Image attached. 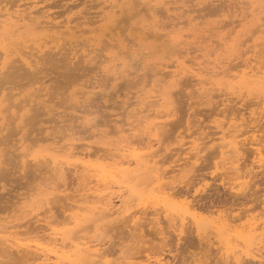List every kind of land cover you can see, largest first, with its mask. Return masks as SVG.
<instances>
[{"label":"rangeland","instance_id":"1","mask_svg":"<svg viewBox=\"0 0 264 264\" xmlns=\"http://www.w3.org/2000/svg\"><path fill=\"white\" fill-rule=\"evenodd\" d=\"M4 1L6 2V0ZM110 1L21 0L18 2V4L24 5L23 8L28 5L32 7L36 5L35 8L31 9L34 13L39 10L40 13H43L45 10V15L49 14L51 17L58 15L56 20H59V22L70 18L72 20L70 23L71 26H76V23L89 20L91 17L93 21L76 28L78 36L73 37L71 40L69 38L66 39V36L62 37L61 43L63 45L61 44V46L58 45L59 43L49 42V50L48 48H44V50H48L51 53L46 51L44 54H48V59H52L53 57V61L51 60V63H48V65H45L47 62L43 63L46 68L43 67V64L38 63L41 60L45 62L43 60L44 54H41L43 52L38 53L36 49L33 48L32 50L31 47V49L28 47V50H21L22 53L25 50L27 52L30 51V53H35L30 58L34 59L32 62L34 63L32 70L35 71V68L37 69L41 66L45 69V72L47 71L46 73L49 72V75L47 74L43 80L40 78L43 75L39 74L40 83L35 82L30 84L27 78L23 79V77H18L14 79L12 77V73L16 68V71H18L17 65L21 66L22 64L21 61H16L17 65L15 64L16 66L11 67L17 56L19 57L20 51H18L17 55H14V58L12 56L10 62L5 64L7 68L10 67V70L6 67L0 70V78L1 76L6 78V74V79L8 80L10 78L8 82L4 81L5 79L3 78L0 79L4 81V86L1 84L4 87V93L0 94V100L8 94L14 96L9 99L8 95L6 98L12 103L9 101L6 102L7 100H5L4 105H7L9 108L13 104V101L17 105V102H24L23 100L28 99L34 100L32 104H37L36 107L38 105H40L39 107L42 106L40 110L42 111L40 112L41 116H39L35 123L33 122L35 125L33 123V125H30L28 121H21L19 116L24 111H19L18 109L20 108L16 109V106L7 108L8 111L6 110L7 112H4L5 114L3 113L5 117H0V150H2L0 152L2 153L0 154V157L2 155L0 158V222H2V225L7 224L6 226L9 223L10 226L15 223L23 225V227L21 226L22 228L20 227L22 232L19 230V227L15 228L20 233H17V235L19 234V238H24L31 234L32 232H28V229L32 230L36 225L43 224L44 220H41L42 222L37 221V217L41 216H48V219H55L53 225L55 224L54 226L57 229H61L62 227H57L59 225L62 226V223H60L61 220L66 217L65 215L73 212V207L70 209L68 205H75L77 203L75 201L76 199L68 198V196L73 197L77 195L80 198L78 194L80 195L84 192L78 191L79 188H82L78 183L81 180V175L79 176L80 172L76 173L77 168H75L74 164H70L67 165L65 178L59 176L61 174H56V177L55 171L51 169L50 165H47L49 163L34 161L39 159L33 158V160L32 154L42 155L49 153L50 151L46 147H51L52 143L60 138L58 141L59 144H56V146H62V148L65 146L64 148L66 149L63 148L64 150L61 153L59 152L61 154H59V157L64 160L67 156L63 152L66 153L69 147H75L76 145L77 147L75 148H78L77 150H79L80 146V149L82 147V150L84 149L86 151L87 149L94 153V155L92 154L93 157L86 158V160H90L93 163H105L106 161L109 162L110 159L113 161L108 155L107 150H105L106 146L104 143L107 139L117 141L123 135L122 133H118L119 128H122V126L124 128L126 125L129 126L130 121H134L133 124L140 125L142 123V116H146L147 119L143 118L145 121L141 125L144 129L142 127V131H140L141 127L139 126L140 130L136 129L134 132L138 135L130 136V139L137 140L135 143L140 145L139 147L136 146L138 147V152H141L143 149L140 150L139 148L143 147L142 144L150 141V138L154 137L152 139L156 143L154 148L156 147L155 149L158 152L157 159L159 158L158 160H161L158 164V166H161L160 172H169H167L168 174L166 173V176L169 177H164L166 184H163L164 182L162 184L164 187L166 186V190L168 191L166 194L170 195V198L168 199L166 197L163 189L161 190L163 194H159V200L153 198L156 190H154V187H150L155 186L156 189V184L153 185L156 183L155 181L151 185L147 184L150 181L146 182L149 185L148 188L143 185V183L145 184L144 181L138 182V184H142L141 187L144 186V189L146 187L147 193L148 189L150 190L149 195L142 194V190L140 189V192L137 189L136 191L135 188L137 185L132 182H130L131 185H129L130 183H124V186L123 183V185L118 183L115 185L116 187L114 186L116 191L119 190L118 192H122L121 194H126L125 196L123 195V198L126 200V206L124 205L123 209L130 206L128 208L129 211L132 213L135 211L136 214L138 213L137 215L140 214L142 216L140 217L139 215V217L134 216L132 218V213H129L128 209H126L127 213H129L130 220H128V214L126 213L127 216L124 215V218L121 216L123 218L121 221L118 218L120 223L116 220L115 224L112 223L110 225L112 227L111 229L108 226L110 230L106 232V234L109 233L105 235L108 237H106V240L108 242L110 238L112 240L109 243L106 242L103 248L111 254H108L110 260L112 258L116 259L119 264H156L158 260L159 264H169V262L171 264H264V94H261L260 91L258 93L256 89H242V91H246L242 92L237 84L243 74L248 71L246 66L243 65L245 59L248 58L251 64L255 65L256 63L257 66L260 65L258 64L260 61L257 63V59L261 58L262 61L264 60V0H253V3L251 0H149L150 3L148 6H145V10L138 13H132V11L131 13L127 12L129 14H124L123 11H120L119 7L115 8L117 10V18L122 19L123 17L124 20H119L121 22L117 23V26L121 25L113 30L114 32L101 34L98 28L104 21L100 19H102L105 13L111 10L112 1ZM123 1L119 0L117 5L121 6ZM8 5L10 6L11 3ZM67 5L70 6V10L64 13L63 11H66L65 6ZM12 8H10V11H13L15 7ZM62 12L63 15L59 17V14ZM83 16L86 18H83ZM125 16L127 18H124ZM261 16H263L262 20H259ZM96 20L97 22L94 23ZM98 20L100 21L98 22ZM88 27L90 31L87 29ZM118 28L124 31L118 30ZM148 35L150 36L148 37ZM225 36L227 37L225 38ZM227 39L228 41H226ZM180 40H184V42L179 43ZM185 42L188 43L185 44ZM30 45L32 47L34 46L32 43ZM201 46H204L203 49ZM2 53L0 51L1 67L4 66L5 61V56ZM240 55L244 58H241ZM47 57L45 56L46 60ZM218 58L224 62L221 61L222 63H219ZM210 60L214 64L217 62L219 66H223L222 68H217L221 74L213 75V84L208 80L205 81L208 83L205 85V82L203 84V82L197 80L192 72L186 71L187 69H193L196 72L200 71V68L211 67L214 64H211L209 62ZM35 61L38 64L35 65ZM181 61L183 63L185 62V64L183 65ZM205 61L210 64L207 62L204 63ZM78 62L81 63L79 64ZM56 65L61 69L57 68ZM24 67L26 68V66ZM24 67L22 68L23 72H20L24 73L26 71ZM174 70L177 74L174 73ZM9 71L11 75H8ZM157 71L160 72L156 74ZM62 72L65 74H62ZM206 73L207 71L204 72L205 77L214 74L212 72L210 75H206ZM233 74V77L236 76V78L231 77ZM17 82L18 85H15ZM175 82H177L176 85ZM225 83L229 85H224ZM236 84L237 86H235ZM231 91L233 94H230ZM166 101L171 102L167 103ZM13 110L15 112L19 111V114L10 115ZM157 110L163 111L156 113ZM164 111H167V114ZM168 111L171 114H168ZM140 112L142 116L138 114ZM6 113H8L7 117ZM147 114H149L148 116L150 118ZM158 114L159 116L161 114V116L159 117ZM162 115L165 116L163 117ZM134 116L136 119L138 116L139 121L138 119L133 120ZM28 118L26 116L24 120H28ZM156 121H159V128L161 124L166 125V127L164 125L161 126L159 133L154 128V131L152 130L151 125ZM23 124L26 125L24 126ZM218 125L220 126L218 127ZM145 126L146 128L151 127L147 128L149 131L145 130ZM13 127L14 129H12ZM125 128L127 129V127ZM150 129L153 135H151ZM51 130L53 131L51 132ZM228 130H232L233 133ZM27 131L28 134L26 133ZM226 131L227 133H225ZM109 132L111 133L109 134ZM154 132L159 136L154 135ZM107 134V137L104 136ZM28 135L30 136L28 137ZM37 135L39 137L43 135L42 139L48 138L49 136V140L46 139L45 141L43 139V141ZM70 137L73 138L71 141ZM158 137L159 139L161 138L159 143L155 140ZM36 139L40 141L38 142ZM138 141L139 144L137 143ZM72 142H74V145H71ZM236 142L238 145L235 144ZM25 145H27L26 147H30L28 150L30 156L28 155L26 158H24L25 150L23 149ZM198 146L200 149H197ZM235 146L240 147L241 150L239 149V152H235ZM230 147L232 149L226 151ZM40 149L43 150L40 151ZM181 150H184L183 152L185 153L180 154L179 152ZM197 150H200L199 153H197ZM195 151L197 155H195ZM191 154L192 157H190ZM99 155L100 157H98ZM229 155L231 158L228 157ZM117 156L116 158L118 159ZM121 158L123 157L120 156ZM25 160H27L26 163ZM71 162L78 163V160L72 159ZM48 166L51 171L48 170ZM70 166H74L75 169ZM68 167L70 168L68 169ZM151 177L153 179V175ZM151 177L148 178L151 179ZM64 181L65 183H63ZM39 184L41 188H49L50 185L59 186L55 194L60 195H57L58 197L54 195L56 198H52L54 200L52 201V206L46 204L42 205L41 208L34 203L36 202L34 201L36 200L35 197L39 195L37 191H41ZM128 185H135L136 187L134 188L133 186L128 189ZM169 187L174 189H170ZM115 188L113 189L115 190ZM168 189L171 191L169 192ZM42 190L45 189L43 188ZM133 191L135 195H132L133 198H130L129 196ZM118 192L116 193L118 194ZM138 195L140 201L137 199ZM29 196H32V200ZM128 197L130 200H128ZM164 197L166 198L164 199ZM117 198L118 196L116 197V203L120 204L121 202L118 200L120 198ZM78 203H82V201ZM28 204L31 210L26 207ZM33 205L34 208L36 206L39 208L38 210L36 209V213L34 212ZM141 210L142 212L146 211L145 213L147 214L142 213ZM38 212L41 216L36 215V218H34V214ZM153 218H155V222ZM5 219L7 220L5 221ZM11 220L13 223L9 222ZM24 222L26 223L24 224ZM132 222L133 224L135 222V225L137 222L139 228L133 225ZM202 223H206L207 225H202ZM113 224L115 227H113ZM92 228L90 229L91 232L92 230L95 232V228ZM136 228L138 232L139 230L140 232L143 231V235L145 236L143 237L142 233H137L135 231ZM84 229L83 231H85ZM225 229L226 232L224 233L223 231ZM105 230H108V228ZM35 231H33L32 236ZM206 231H209V233L207 234ZM218 231H222L224 234ZM91 232L89 233L91 234ZM43 233L41 232V234ZM86 233L85 235H87ZM111 234L113 235L111 236ZM203 234H206L205 238ZM35 235L36 232L34 237ZM137 235L141 236L139 237ZM81 236H84L83 233ZM29 237L31 235L28 236V241L34 238ZM1 247L0 264H2L1 261L3 258L6 261L3 262L4 264H32L35 261L33 258H29L28 261V257H31V254L25 256L23 255L25 252H22V254L18 252L20 258L18 255L16 256L17 253L15 254L17 258L14 257L10 254L11 251L7 252V249L1 253L3 251ZM8 250L11 249L9 248ZM112 251L114 252L110 253ZM73 257L71 256V259L74 261L75 257ZM6 258L9 260H6ZM71 259H68L70 261L68 263L76 264L77 261L73 262ZM116 260H113L114 264ZM128 260L129 262L126 263Z\"/></svg>","mask_w":264,"mask_h":264},{"label":"bare ground","instance_id":"2","mask_svg":"<svg viewBox=\"0 0 264 264\" xmlns=\"http://www.w3.org/2000/svg\"><path fill=\"white\" fill-rule=\"evenodd\" d=\"M19 1H21V0H6V2L4 1V0H0V51H1V53L2 54H4V56H5V61H4V66L3 67H1L0 66V70L1 69H3L4 67H6L5 66V64H7L8 62H10L11 61V58H12V56H13V58H14V55H17L18 54V51H20V55H19V57L17 56V58H16V60H15V62H13V66H11V67H14V65L16 64V61H21L22 62V64H21V66L20 65H17L18 66V71H16V69L14 70V72L12 73V77L15 79V78H18V77H23V79H26L27 78V80H29V83L30 84H32V83H35V82H39L40 83V79H39V74H41V75H43L42 77H40V78H42L41 80H43V78H46V76H47V74L49 73H46L45 72V69L43 68V67H45V65H48V63H51V60L53 59V57L52 56H54V55H52L51 57H52V59H48V54H44L46 51H48L49 50V48H48V43L49 42H53V43H55V44H58V45H60L61 46V39H62V37H64V36H66V39H68L69 38V40H71L73 37H76V36H78V31L76 30V28H78V27H80L81 25H87V24H89V22L90 21H93L92 19V17H91V19H89V20H86V21H81V22H79V23H76V26H71L70 25V23L72 22V20L70 19V18H67V19H64L63 21H60L59 22V20H56L57 19V16H50L49 14H44V12H45V10L43 11V13H40V10L39 11H36L35 13L33 12V11H31V9H33V8H35L36 7V5L35 6H26V7H24L23 8V6L24 5H22V4H18V2ZM105 1H107V0H105ZM108 1H110V0H108ZM112 1V3H111V10L110 11H108L107 13H105L103 16H102V19H100V20H102V21H104V23H102L101 25H100V27L98 28L99 29V32L101 33V34H107V33H109V32H112L113 30H115L117 27H119V26H117V23H119V22H121V21H119V20H122L123 19V17H122V19H118L117 17H118V15H117V10L115 9V8H117V7H119V9H120V11H123L124 12V14L125 13H127V12H132V13H138V12H141L142 10H145V6H148L149 5V3H150V1L149 0H124L123 1V4L121 5V6H119V5H117V2L119 1V0H111ZM110 1V2H111ZM244 1V0H243ZM103 2V1H102ZM109 2V3H110ZM251 2L253 3L254 1L253 0H251ZM256 2V1H255ZM2 3H4L3 5H2ZM9 3H11V5L9 6L8 4ZM249 4V3H248ZM31 5V4H30ZM143 6V7H142ZM12 7H15L14 8V10L13 11H10V8H12ZM66 8V11L64 10L63 12L65 13V12H67V10H70V6H65ZM98 7V6H97ZM104 7H106V6H104ZM148 8V7H147ZM146 8V10H148ZM149 8H151V7H149ZM13 9V8H12ZM107 9V8H106ZM245 10V9H244ZM42 12V11H41ZM63 12L61 13V14H59V17L60 16H62L63 15ZM46 13V12H45ZM41 14H44V15H41ZM127 14H129V13H127ZM126 14V15H127ZM134 15V14H133ZM86 16V15H85ZM127 16H129V15H127ZM87 17V16H86ZM86 17H84L83 16V18H86ZM90 17V16H89ZM95 17V16H94ZM262 17L263 16H261L260 18L261 19H259V20H262ZM124 18H127L126 16L124 17ZM129 18V17H128ZM118 19V20H117ZM100 20H98V22L100 21ZM124 20V19H123ZM122 20V21H123ZM258 20V21H259ZM74 21V20H73ZM95 22H97V20L96 21H94V23ZM174 23V22H173ZM179 23V22H178ZM262 23V22H261ZM125 24V23H124ZM123 24V25H124ZM152 25V24H151ZM150 25V26H151ZM153 26V25H152ZM137 28V27H136ZM152 28V27H151ZM87 29H89V27L87 28ZM120 28H118V30H119ZM140 29V28H139ZM120 30H122V29H120ZM126 30V29H125ZM142 30V29H141ZM214 30H216V29H214ZM252 30H253V28H252ZM255 30V29H254ZM87 31V30H86ZM89 31H90V29H89ZM95 31V30H94ZM122 31H124V30H122ZM122 31H120L121 33H123ZM114 32V31H113ZM218 32H219V29H218ZM249 32H251V31H249ZM255 32V31H254ZM119 33V32H118ZM166 33V32H165ZM203 34V33H202ZM218 34V33H217ZM245 34V33H244ZM167 35V34H166ZM214 35V34H213ZM231 35V34H230ZM145 36V35H144ZM150 35H148V37H149ZM163 36V35H162ZM192 36V35H191ZM156 37V36H155ZM160 37V36H159ZM227 36H225V38H226ZM205 39V38H204ZM125 40H126V38H125ZM178 40V39H177ZM176 40V41H177ZM230 40V39H229ZM226 41H228V39L226 40ZM246 41V40H245ZM249 41V40H248ZM183 43L184 42V40H180L179 41V43ZM193 42V41H192ZM199 42V41H198ZM243 42V41H242ZM32 43L34 46L32 47V45H30V44ZM82 43V42H81ZM107 43V42H106ZM129 43V42H128ZM186 43H188V42H185V44ZM194 43V42H193ZM196 43V42H195ZM201 43V42H200ZM65 44V43H64ZM108 44H110V43H108ZM178 44V43H177ZM190 44V43H189ZM242 44V43H241ZM63 45V44H62ZM75 45V44H74ZM209 45V44H208ZM238 45H240L239 43H238ZM243 46V45H242ZM32 48V50H33V48L34 49H36L37 51H38V53H40V52H43V53H41L42 55L44 54V56H43V60L45 61V62H43L42 60H41V62H38V63H41V64H43V63H46L45 65L43 64V67H41L40 65V67L39 68H35V71L34 70H32L33 68L32 67H34V63H32L33 61H34V59H30L31 57H33L34 56V52H31L30 53V51H24L23 53L21 52V50H24V49H27V48ZM65 47V46H64ZM184 47V46H183ZM193 48H194V46H192ZM202 47V46H201ZM204 47V46H203ZM203 47H202V49H203ZM30 48V49H31ZM44 48H48V50H44ZM53 48V47H52ZM62 48V47H61ZM80 48V47H79ZM191 48V47H190ZM238 48V47H237ZM70 49V48H69ZM94 49V48H93ZM195 49V48H194ZM197 49H198V46H197ZM201 49V50H202ZM234 49V48H233ZM28 50V49H27ZM62 50V49H61ZM60 50V51H61ZM65 50V49H64ZM76 50V49H75ZM97 50V49H96ZM211 50V49H210ZM213 50V49H212ZM235 50V49H234ZM68 51V50H67ZM240 51V50H239ZM238 51V52H239ZM49 52V51H48ZM100 52V51H99ZM186 52V51H185ZM259 52V51H258ZM34 53V54H33ZM37 53V52H36ZM49 53H51V52H49ZM58 53V52H57ZM56 53V54H57ZM91 53V52H90ZM208 53V52H207ZM246 53V52H245ZM261 53V52H260ZM1 54V55H2ZM24 54V55H23ZM214 54V53H213ZM234 54V53H233ZM65 55V54H64ZM232 55V54H231ZM230 55V56H231ZM37 56H39V55H37ZM45 56L47 57V60H46V58H45ZM61 56V55H60ZM67 56V55H66ZM72 56V55H71ZM85 56V55H84ZM229 56V55H228ZM241 56V58H244L242 55H240ZM255 56H258V55H255ZM261 56V55H260ZM50 57V56H49ZM58 57V56H57ZM259 57V56H258ZM41 58V57H40ZM64 58V57H63ZM221 58V57H220ZM220 58H218V60L220 59ZM226 58V57H225ZM57 59V58H56ZM60 59V58H59ZM65 59V58H64ZM40 60V59H39ZM66 60H67V57H66ZM209 60V59H208ZM256 60V59H255ZM258 61H257V63L260 61V63H258V64H260V65H256V63H255V65L254 64H251V61L247 58V59H245L244 60V64L243 65H245L246 66V68L248 69V71H246L244 74H243V76L241 77V79L237 82V84H238V86H239V88H241V91H242V89H247V90H253V89H256L257 91H258V93H260L261 92V94H264V60L262 61L261 60V58L260 59H257ZM14 61V60H13ZM53 61V60H52ZM221 61H223V60H221ZM220 60H219V63H222ZM242 61H243V59H242ZM72 62V61H71ZM182 62V61H181ZM207 61H205L204 63H206ZM211 64H214V63H212V61L210 60L209 61ZM209 62H207V63H209ZM224 62V61H223ZM37 63V61H35V65L36 64H38ZM54 63V62H53ZM59 63V62H58ZM69 63V62H68ZM79 64L81 63V62H78ZM88 63V62H87ZM183 63V62H182ZM198 63V62H197ZM196 63V64H197ZM209 63V64H210ZM57 64V63H56ZM185 64V62L183 63V65ZM194 64H195V62H194ZM15 65V66H16ZM54 65H55V63H54ZM62 65V64H61ZM149 65V64H148ZM200 65V64H199ZM227 65V64H226ZM8 66H9V64H8ZM24 66H26V68L24 67ZM57 66V65H56ZM55 66V67H56ZM76 66H78V65H76ZM239 66V65H238ZM242 66V65H241ZM25 68V72L24 73H22L23 71H22V68ZM35 67H37V66H35ZM67 67V66H66ZM82 67V66H81ZM222 68L223 66H219L218 65V63L216 62L213 66H211V67H209V66H207L206 68H200L201 70L200 71H196L195 72V70H193V69H187L186 71H190V72H192L193 73V76L194 77H196V79L197 80H199V81H201V82H203V84H204V82L205 81H210V82H212V84H213V75H218V74H221L218 70H217V68ZM7 68V67H6ZM5 68V69H6ZM9 68V70H10V67H8ZM7 68V69H8ZM46 68V67H45ZM57 68H60V67H58L57 66ZM56 68V69H57ZM83 68V67H82ZM61 69V68H60ZM72 69V68H71ZM130 69V68H129ZM196 69V68H195ZM198 69V68H197ZM225 69V68H224ZM59 70V69H58ZM211 70V71H210ZM4 71V70H3ZM2 71V72H3ZM16 71V72H15ZM20 71H22V72H20ZM48 71H49V69H48ZM130 71V70H129ZM205 71H207V73H206V75H210L212 72L214 73V74H212V75H210L209 77H205V75H204V72ZM222 71H223V69H222ZM221 71V72H222ZM51 72H54V71H51ZM59 72V71H58ZM68 72V71H67ZM70 72V71H69ZM123 72V71H122ZM160 72V71H159ZM158 71L156 72V74H158L159 73ZM179 72V71H178ZM181 72V71H180ZM223 72H225L226 73V71L224 70ZM0 73H1V71H0ZM4 73V72H3ZM55 73V72H54ZM57 73V72H56ZM60 73V72H59ZM129 73V72H128ZM135 73V72H134ZM162 73V72H161ZM169 73V72H168ZM174 73H176V71L174 70ZM173 73V74H174ZM182 73H183V71H182ZM228 73V72H227ZM11 75V73H10V71H9V73H8V75ZM51 74V73H50ZM62 74H65V73H63L62 72ZM69 74V73H68ZM122 74V73H121ZM132 74V73H131ZM156 74H154V75H156ZM171 74V73H170ZM177 74V73H176ZM186 74V73H185ZM49 75V74H48ZM175 75V74H174ZM173 75V76H174ZM17 76V77H16ZM51 76V75H50ZM58 76V75H57ZM68 76V75H67ZM119 76V75H118ZM178 76H179V73H178ZM182 76V75H181ZM224 76H226V75H224ZM234 76V74L231 76L232 78H236V76L235 77H233ZM5 77V76H4ZM9 77V76H8ZM11 77V76H10ZM183 77V76H182ZM190 77V76H189ZM1 78H3L2 76H1ZM0 78V79H1ZM6 78H7V74H6ZM6 78H3V79H5L4 81H6V82H8V80L10 79H6ZM116 78V77H115ZM192 78V77H191ZM2 79V80H3ZM51 79V78H50ZM117 79V78H116ZM2 80H0V94L1 93H4V81H2ZM11 80H12V78H11ZM11 80H10V83H11ZM59 80V79H58ZM161 80V79H160ZM178 80H179V78H178ZM235 80V79H234ZM16 81V80H15ZM30 81H32V82H30ZM190 81V80H189ZM198 81V82H199ZM14 82V81H13ZM44 82V81H43ZM180 82V81H179ZM209 82V83H210ZM220 82H221V80H220ZM26 83V82H25ZM172 83H174V82H172ZM176 83L177 82H175V85H176ZM3 86H2V85ZM6 84V83H5ZM157 84V83H156ZM180 84V83H179ZM206 84H208L207 82H205V85ZM216 84V83H215ZM237 84L235 85V86H237ZM15 85H18V82H17V84H15ZM25 85V84H24ZM27 85H28V83H27ZM162 85V84H161ZM202 85V84H201ZM224 85H229V84H224ZM165 86V85H164ZM142 87V86H141ZM8 88V87H7ZM145 88V87H144ZM211 88V87H210ZM223 88V87H222ZM233 88H234V86H233ZM175 89H176V87H175ZM216 89H218V87H216ZM216 89H215V91H216ZM236 89H237V87H236ZM141 90V89H140ZM156 90V89H155ZM205 90V89H204ZM223 90V89H222ZM138 91V90H137ZM172 91V90H171ZM241 91H240V93H241ZM245 91V90H244ZM244 91H242V92H244ZM260 91V92H259ZM204 92V91H203ZM227 92V91H226ZM237 92V91H236ZM246 92V91H245ZM248 92V91H247ZM10 93V92H9ZM30 93V92H29ZM83 93H85V92H83ZM156 93H158V92H156ZM166 93H168V91H166ZM207 93V92H206ZM251 93H252V91H251ZM7 94H8V92H7ZM6 94V95H7ZM11 94V93H10ZM160 94V93H159ZM174 94V93H173ZM228 94V93H227ZM230 94H233V92L231 91V93ZM257 94V93H256ZM256 94H254V95H256ZM9 95V94H8ZM7 95V96H8ZM14 95H15V93H14ZM157 95V94H156ZM172 95V94H171ZM206 95V94H205ZM209 95V94H208ZM7 96H4V98L2 99V100H0V117L1 118H4L5 117V113L4 112H7L8 110H7V108H8V106L7 105H4L5 104V100H7L8 98L10 99V98H12V97H14V96H8V98H6ZM158 96H161V95H158ZM163 96V95H162ZM167 96V95H166ZM200 96H201V94H200ZM204 96V95H203ZM24 97V96H23ZM37 97V96H36ZM167 97H169V96H167ZM67 98V97H66ZM129 98V97H128ZM157 98V97H156ZM251 98V97H250ZM253 98H254V96H253ZM258 98V97H257ZM168 99V98H167ZM230 99V98H229ZM228 99V100H229ZM234 99V98H233ZM261 99H263V97H261ZM224 100H226V99H224ZM9 100H7L6 102H8ZM24 102H19L20 103V105H18L19 103L17 102V105H16V102L15 101H13V104H11L10 105V107L9 108H13V107H15L16 106V109L17 108H20V109H18L19 111L20 110H23L24 111V113H22L20 116H19V118H21V121H23V122H26V121H28V123H30V125H33L36 121H37V119L39 118V116H41L40 114V112H42V111H40L41 110V108H42V106L41 107H39L40 105H38V107H36L37 106V104H35V105H33L32 103H33V101L34 100H28V99H26V100H23ZM158 101V100H157ZM250 101V100H249ZM255 101V100H254ZM10 102V101H9ZM136 102V101H135ZM167 102V101H166ZM171 102V101H170ZM170 102H167V103H170ZM173 102V101H172ZM10 103H12V102H10ZM153 103V102H152ZM156 103V102H155ZM163 103V102H162ZM9 104V103H8ZM254 104V103H253ZM4 105V106H3ZM227 105V104H226ZM7 106V107H6ZM6 107V108H5ZM263 107V106H262ZM8 108V109H9ZM67 109V108H66ZM172 109V108H171ZM174 109V108H173ZM7 110V111H6ZM11 110V109H10ZM17 110V111H18ZM53 110V109H52ZM131 110V109H130ZM159 110V109H158ZM157 110V112L156 113H160V111H163V110H160V111H158ZM18 111V112H19ZM66 111V110H65ZM142 111V110H141ZM12 112V114H10V115H16L18 112H15L14 110L13 111H11ZM51 112V111H50ZM136 112H137V110H136ZM136 112H134V113H136ZM139 112V111H138ZM149 112V111H148ZM165 112V111H164ZM172 112V111H171ZM4 113V114H3ZM33 114V115H31V114ZM155 113V114H156ZM166 114H167V111L165 112ZM173 113V112H172ZM256 113H258V112H256ZM259 113H260V111H259ZM258 113V114H259ZM19 114V113H18ZM28 114H29V116H28ZM58 114V113H57ZM138 114H140L141 115V112L140 113H138ZM137 114V115H138ZM150 114V113H149ZM149 114H147V116L149 115ZM161 114H162V112H161ZM161 114H160V116H161ZM168 114H171V113H169V111H168ZM261 114H262V112H261ZM264 114V113H263ZM7 115H8V113H6V117H7ZM71 115V114H70ZM157 115V114H156ZM27 116V118H28V120L26 119V120H24L25 119V117ZM142 116V115H141ZM158 116H159V114H158ZM157 116V117H158ZM159 116V117H160ZM163 116V115H162ZM165 116V115H164ZM163 116V117H164ZM170 116V115H169ZM172 116V115H171ZM174 116V115H173ZM131 117H133V116H131ZM143 118H146V116H142ZM149 117V116H148ZM154 117H155V115H154ZM259 117V116H258ZM257 117V118H258ZM13 118V117H12ZM57 118H58V116H57ZM142 118V123H143V121H145L144 119ZM150 118V117H149ZM9 119V118H8ZM50 119V118H49ZM71 119V118H70ZM137 119H138V116H137ZM136 118H135V116H134V118H133V120H137ZM147 119V118H146ZM256 119V118H255ZM259 120H260V117L258 118ZM11 120V119H10ZM13 120V119H12ZM34 120V121H33ZM41 120H42V118H41ZM57 120V119H56ZM6 121V120H5ZM65 121V120H64ZM121 121V120H120ZM138 121H139V119H138ZM169 121V120H168ZM258 121V120H257ZM11 122V121H10ZM34 122V123H33ZM57 122V121H56ZM133 122L134 121H130L129 122V126H124V128H123V126H122V128H119V130H118V133L120 134V133H122L123 135H121V138H119L117 141H115V140H110V139H107V141L104 143V145L106 146L105 147V150H107V152L109 153H106V154H108L109 156H110V158H112L113 159V161L110 159V161L108 162V161H103V162H105V163H93L92 161H90V160H86V158H90L91 156H92V154L94 155V153L93 152H90V151H88L86 148V151L83 149L82 150V147H81V149H80V144L78 145L79 146V150H77L75 147H77L76 145H75V147L73 146V147H67L68 149H67V151H66V153H64L63 152V154H66V159L64 160V159H62V158H60L59 157V154L61 153V151L62 150H64V149H66V148H64L65 146H64V144H62L64 147V149L62 148V146L60 147V146H56V144H59V139L57 140V141H54V143H52V146L51 147H46L47 148V150L49 149V153H47V154H42V155H39V154H32L33 156H32V159L34 158V159H39V160H34V161H39L40 163H41V161H44L43 163H49V164H47V165H50V167H51V169H53L54 171H52V172H54L55 173V175L56 174H61V175H59V176H63L64 178H65V175H66V170H67V165H70V164H74V166H75V168H77L76 169V173H78V172H80V174H79V176L81 177H79L81 180H80V182L78 181V183L80 184V186L82 187V188H79V190L78 191H84L83 193H81L80 195L78 194V196H80V198L79 197H77V195H74L73 197H70V196H68V198H74V200L77 202V203H75V205H76V207H77V209H76V207H75V205H73V204H71V203H69V204H71V205H68V207L70 206V209H72V207H73V212L71 213V214H68V215H65L66 217H64V219L63 220H61V222L60 223H62L61 225L62 226H60L59 225V223H58V225L59 226H57V227H62L61 229H57L54 225H53V222L55 223V219L53 220V219H48V216H44V217H42L41 215H40V213L38 212L37 214H34L35 215V217L34 218H36V215L37 216H41V217H37L38 219H37V221H41V220H44V222H43V224H40L39 226H35V228H33L32 230L33 231H35L36 232V235H35V237H34V234H35V232H34V234H33V236H32V233H33V231L32 230H27L28 232L30 231V233L31 234H29V235H31V237H34V238H32V240H30V241H28V236L25 238H19L18 236H19V231L18 230H16L15 228H17V227H19V230H21L20 229V227L22 226L23 227V225H18V224H13V225H11L10 226V223H9V225L8 226H6L7 224H5V225H2V222H0V246H2L1 248H2V250L3 251H1V253L2 252H4V251H6V249H7V252H10V254H12L14 257H16L17 255H18V252H21V254H22V252H25V253H23V255H25V256H27V255H30L31 257H28V261H29V258L31 259V258H33L35 261L32 263V264H69L70 263V261L68 260V259H71V256H74L75 257V260L73 261V259H71V261H73V262H76V264L78 263V264H114V261L113 260H116V259H111L110 260V257H108V250L106 251V250H104V248H103V246L105 245V243L107 242V243H109L112 239L110 238V241L108 242V240H106L108 237L107 236H105V235H108V234H106V232L108 231L109 232V230L112 228L110 225H112V223H114L115 224V222H116V220H118V218H119V220L121 221V219H123L124 217V215H126L127 216V214H128V220H130V217H129V213L131 212V211H129V207H127V208H124L123 209V207H124V205L126 206V200H125V198H123V195H124V193L123 194H121L120 192H118V191H116V184H121V185H123L124 183L125 184H127V183H130V182H132V183H134L135 185H137V187L135 186V185H133L134 186V188H135V190L137 189V190H142V194L143 193H145V194H148L149 192H150V190L148 189V193H147V189H146V187L148 188V186L149 185H147V184H152L153 183V181H155L156 183H154L153 185H155L156 184V189H155V186H152V187H150V188H153L154 187V190H156V193H155V195L153 196V198H155V199H157V200H159V197H160V195L159 194H161L162 193V189L164 190L163 192H165V194H166V192H168L166 189V186L164 187V185L163 184H166L164 181H166L165 180V178L164 177H169V176H166V173L168 172H160L161 171V166H158V164H159V162L161 161H159L158 159H157V149H155L154 148V146H155V144L156 143H154L155 141L153 140L154 139V137H152V138H150V139H148V140H150V141H148V142H146V143H144V144H142V143H140V144H142L143 145V147H140L139 149L141 150V149H143V151H141V152H138V147L140 146V145H137L136 143H135V141H137L135 138V140H131L130 139V136H134L135 134H137V133H134L135 132V130L136 129H138V130H140V128H139V126L141 127V130L140 131H142V127L143 126H141L142 125V123L140 124V125H137L136 123H134V124H136V125H134L133 124ZM140 122H141V119H140ZM140 122H137V123H140ZM148 122V121H147ZM146 122V123H147ZM166 123H167V121H165ZM12 123V122H11ZM21 123V122H20ZM33 123V124H32ZM161 123H162V121H161ZM125 124V123H124ZM127 124V123H126ZM149 124V123H148ZM221 124V123H220ZM11 125V124H10ZM24 126L26 125V124H23ZM35 125V124H34ZM37 125V124H36ZM164 125V124H163ZM162 124L160 125V128H159V121H156V122H154V123H152V130H153V128L154 129H156L157 130V132L159 133V129H161V126H163ZM165 127H166V125H164ZM220 125H218V127H219ZM20 127V126H19ZM125 127H127V129L125 128ZM232 127V126H231ZM3 128V127H2ZM21 128V127H20ZM56 128V127H55ZM116 128V127H115ZM147 128H151V127H147ZM146 128V126H145V130L146 131H149L148 129ZM12 129H14V127L12 128ZM45 129V128H44ZM50 129V128H49ZM143 129H144V127H143ZM40 130H42V129H40ZM145 130H143V131H145ZM151 130V129H150ZM152 130L150 131V133H151V135H153V133H152ZM164 130V129H163ZM233 130V129H232ZM232 130H230L231 132H232ZM39 131V130H38ZM43 131V130H42ZM45 131V130H44ZM53 130H51V132H52ZM126 131H127V133H126ZM145 131V132H146ZM154 131V130H153ZM221 131V130H220ZM229 131V130H228ZM229 131V132H230ZM19 132V131H18ZM31 132V131H30ZM33 132V131H32ZM104 132V131H103ZM117 132V131H116ZM162 132H164V131H162ZM161 132V133H162ZM27 134H28V131L26 132ZM42 133V132H41ZM54 133V132H53ZM105 133V132H104ZM111 132H109V134H110ZM125 133V134H124ZM133 133V135H131ZM147 133H149V132H147ZM149 133V134H150ZM225 133H227V131L225 132ZM233 133V132H232ZM231 133V134H232ZM69 134V133H68ZM51 135H52V133H51ZM54 135V134H53ZM138 135V134H137ZM154 135H157V133L155 134V132H154ZM224 135H226V134H224ZM227 135H230V134H227ZM8 136V135H7ZM24 136H26V135H24ZM23 136V137H24ZM30 135H28V137H29ZM38 136V135H37ZM43 136V135H42ZM42 136H38V138H40L41 140H45L46 141V139H48L49 138V136H48V138H43L42 139ZM66 136H67V134H66ZM70 136V135H69ZM72 136V135H71ZM102 136V135H101ZM100 136V137H101ZM104 136H108V134L107 135H104ZM104 136H103V138H104ZM141 136V135H140ZM157 136H159V135H157ZM22 137V138H23ZM45 137V136H44ZM65 137V136H64ZM136 137V136H135ZM144 137V136H143ZM146 137V136H145ZM149 137V136H148ZM2 138V137H1ZM6 138V137H5ZM35 138V137H34ZM55 138V137H54ZM62 138V137H61ZM71 138V137H70ZM109 138V137H108ZM111 138V137H110ZM225 138H226V136H225ZM3 139H4V137H3ZM25 139V138H24ZM29 139V138H28ZM73 138H71L70 139V141L72 140ZM161 139V138H160ZM160 139H159V137L158 138H155V140H157L156 142H160ZM17 140V139H16ZM25 140H27V139H25ZM24 140V141H25ZM37 141H38V139H36ZM43 140V141H44ZM49 140V139H48ZM103 140V139H102ZM101 140V141H102ZM35 141V140H34ZM33 141V142H34ZM37 141H35L36 143H37ZM40 141V140H39ZM38 141V142H39ZM53 141V140H52ZM60 141H62V140H60ZM69 141V142H70ZM134 141V142H133ZM235 141V140H234ZM58 142V143H57ZM3 143H5V142H3ZM14 143V142H13ZM74 142H72L71 143V145H74L73 144ZM138 144H139V141L137 142ZM226 143H228V142H226ZM35 144V143H34ZM67 144V143H66ZM83 144V143H82ZM100 144V143H99ZM198 144V143H197ZM235 144H237V142L235 143ZM28 145V144H27ZM27 145H25V147L23 148L25 151H24V158H26V156L28 157V155H29V152H28V150L30 149V147H26ZM51 145V144H50ZM68 145H69V143H68ZM84 145V144H83ZM82 145V146H83ZM87 145V144H86ZM138 147H137V146ZM199 145V144H198ZM225 145V144H224ZM238 145V144H237ZM14 146V145H13ZM16 146V145H15ZM19 146V145H18ZM29 146V145H28ZM93 146V145H92ZM159 146V145H158ZM200 146V145H199ZM197 147V149L199 148L200 149V147ZM223 146V145H222ZM232 146H234V145H232ZM95 147V146H94ZM104 147V146H103ZM207 147V146H206ZM206 147H205V149H206ZM17 148V147H16ZM158 148V147H157ZM203 148V147H202ZM202 148H201V150H202ZM235 148V152H239L241 149H240V147H237V146H235L234 147ZM233 148V149H234ZM155 149V150H154ZM182 149V148H181ZM230 149H232L231 147L228 149V150H226V151H230ZM240 149V150H239ZM4 150V149H3ZM43 150V149H42ZM41 149H40V151H42ZM93 150V149H92ZM139 150V151H140ZM180 150V149H179ZM193 150V149H192ZM195 150V149H194ZM204 150V149H203ZM237 150V151H236ZM2 150H0V152H1ZM94 151H95V149H94ZM99 151V150H98ZM159 151V150H158ZM184 151V150H183ZM182 150H181V152H179L180 154L181 153H185V152H183ZM187 151V150H186ZM199 151L200 150H197V153H199ZM60 152V153H59ZM127 152H129V154H127ZM202 152V151H201ZM223 152V151H222ZM225 152V151H224ZM22 153V152H21ZM97 153V152H96ZM100 153H101V151H100ZM190 153V152H189ZM197 153H196V151H195V155H197ZM226 153V152H225ZM241 153V152H240ZM0 154H2V153H0ZM98 154V153H97ZM128 156H127V155ZM5 155V154H4ZM61 155V154H60ZM103 155V154H102ZM101 155V156H102ZM105 155V154H104ZM103 155V156H104ZM107 155V156H108ZM118 155V156H117ZM121 157H123V158H121L120 159V156ZM130 155V156H129ZM179 155V154H178ZM194 155V154H193ZM194 155V156H195ZM201 155V154H200ZM225 155V154H224ZM236 155V154H235ZM20 156H21V154H20ZM30 156V155H29ZM106 156V155H105ZM108 156V157H109ZM116 156L118 157V159L116 158ZM1 157H2V155H1ZM0 157V158H1ZM93 157V156H92ZM95 157H96V155H95ZM98 157H100V155L98 156ZM190 157H192V154H191V156ZM228 157H230L231 158V156L229 155ZM227 157V158H228ZM106 158V157H105ZM116 158V159H115ZM199 158H200V156H199ZM234 158V157H233ZM238 158V157H237ZM72 159H77L78 160V163H74V162H71V160ZM102 159H103V157H102ZM26 161L27 160H25V163H26ZM29 161H31V160H29ZM28 161V162H29ZM39 162H37V163H39ZM97 162V161H96ZM0 163H1V159H0ZM23 164V163H22ZM21 164V165H22ZM45 164V165H46ZM135 164V165H134ZM2 165V164H1ZM28 165V164H27ZM42 165V164H41ZM23 166V165H22ZM74 166H72L73 168H74ZM232 166V165H231ZM27 167V166H26ZM25 167V168H26ZM71 167V166H70ZM70 167H68V169L70 168ZM71 167V168H72ZM159 167H160V170H159ZM230 167V166H229ZM233 167V166H232ZM74 168V169H75ZM82 168V169H81ZM237 168V167H236ZM233 170H234V168H232ZM48 170H50L49 169V166H48ZM71 170V169H70ZM237 170V169H236ZM51 171V170H50ZM170 171H172V170H170ZM71 172V171H70ZM81 172H82V174H81ZM148 174H147V173ZM173 172V171H172ZM236 172V171H235ZM169 173V172H168ZM167 173V174H168ZM150 174H152L153 175V179H152V175L151 176H149ZM51 175V174H50ZM145 175V176H144ZM147 175V176H146ZM171 176V175H170ZM174 176V175H173ZM52 177H53V175H52ZM55 177V176H54ZM56 177H57V175H56ZM63 177H62V179H63ZM148 177H151V179L150 178H148ZM51 178V177H50ZM59 178H61V177H59ZM146 178V179H145ZM54 179V178H53ZM52 179V180H53ZM143 179V180H142ZM147 179H149V180H147ZM164 179V180H163ZM51 180V181H52ZM55 180V179H54ZM54 180H53V182H54ZM60 180V179H59ZM67 180V179H66ZM139 181H144L145 182V184H146V182H148V181H150V183L148 182L146 185L143 183V182H141V183H143V185L144 186H146L145 187V189H146V191H145V189L143 188L144 186H142L141 187V185L142 184H138V182ZM152 181V182H151ZM56 182V181H55ZM60 182V181H59ZM162 182H164L163 184H162ZM47 183V182H46ZM49 183V182H48ZM63 183H65V181L63 182ZM68 183V182H67ZM123 183V184H122ZM170 183H171V181H170ZM172 183H173V181H172ZM176 183V182H175ZM51 184V183H50ZM49 184V185H50ZM125 184H124V186H125ZM174 184V183H173ZM40 185V184H39ZM45 185V184H44ZM60 185H61V183H60ZM129 185H131V183L129 184ZM128 185V186H129ZM140 187H139V186ZM163 185V186H162ZM43 186V185H42ZM46 186V185H45ZM48 186V185H47ZM66 186V185H65ZM115 186V187H114ZM118 186H120V185H118ZM133 186H129V187H127L128 189H130V187H133ZM159 186H160V188H159ZM59 187V186H58ZM58 187H56V185H54V186H52V185H50V187L49 188H45V187H42L41 188V185H40V189H41V191L40 190H38L37 191V194L39 193V195L38 196H36L35 197V199L36 200H34V201H36V202H34L36 205H39L38 207H41L42 208V205H51L52 206V201H54V200H52V198L54 197V198H56L54 195H60V194H55V191L57 190V188ZM121 187V186H120ZM163 187V188H162ZM45 189V190H42V189ZM62 188V187H61ZM60 188V189H61ZM113 188H115V190L113 189ZM144 189V191H143V189ZM165 188V189H164ZM170 188V187H169ZM59 189V188H58ZM78 189V188H77ZM122 190H123V188H121ZM127 189V190H128ZM160 189V190H159ZM170 189H174V188H170ZM37 190V189H36ZM67 190V189H66ZM76 190V189H75ZM125 190V189H124ZM136 190V191H137ZM140 190H139V192H140ZM169 190V189H168ZM115 191V192H114ZM132 191V190H131ZM152 191V190H151ZM160 191V192H159ZM171 190H169V192H170ZM173 191V190H172ZM116 192H118V194L116 193ZM174 192V191H173ZM34 193V192H33ZM59 193H60V191H59ZM76 193H77V191H76ZM132 193H134V191L133 192H131V195L129 196L130 198L132 197V195H135V193L134 194H132ZM152 193H153V191H152ZM176 193H177V191H176ZM117 194V195H116ZM140 194V193H139ZM163 194V193H162ZM164 194V195H165ZM170 194V193H169ZM31 195V194H30ZM70 195H72V194H70ZM116 195V196H115ZM126 195V194H125ZM124 195V196H125ZM136 195H137V193H136ZM149 195V194H148ZM163 195V196H164ZM174 195H176V194H174ZM34 196H35V193H34ZM65 196V195H64ZM118 196V198H120V199H118V200H120V204H117L116 203V197ZM170 195H168V194H166V197L169 199L170 197H169ZM171 196H172V194H171ZM28 197V196H27ZM30 197V196H29ZM32 197V196H31ZM30 197V198H31ZM58 197V196H57ZM77 197V198H76ZM128 197V198H129ZM135 197V196H134ZM144 197V196H143ZM166 197H164V199L166 198ZM174 197V196H173ZM60 198H62V197H60ZM65 198H66V196H65ZM128 198H126V199H128ZM130 198L128 199V200H130ZM133 198V197H132ZM145 198H146V196H145ZM149 198H150V196H149ZM29 199V198H28ZM64 199V198H63ZM136 199V198H135ZM138 200H139V195H138V198H137ZM147 199V198H146ZM152 199V198H151ZM151 199H149L150 201H152ZM163 199V198H162ZM163 199V200H164ZM31 200H32V198H31ZM137 200V201H138ZM26 201V200H25ZM29 201V200H28ZM27 201V202H28ZM79 201H82V203H78ZM133 201V200H132ZM140 201V200H139ZM148 201V200H147ZM146 201V202H147ZM153 201H154V199H153ZM33 202V201H32ZM128 202V201H127ZM145 202V201H144ZM149 202V201H148ZM29 203V202H28ZM51 203V204H50ZM68 203V202H67ZM170 203V202H169ZM33 204V203H32ZM31 204V205H32ZM34 204V205H35ZM129 204V203H128ZM144 204H146V203H144ZM22 205V204H21ZM34 205H33V208H34ZM41 205V206H40ZM64 205V204H63ZM29 206V204L26 206L27 208H29L28 207ZM59 206V205H58ZM62 206V205H61ZM67 206V205H66ZM157 206V205H156ZM32 207V206H31ZM46 207V206H45ZM68 207H65V208H68ZM75 207V208H74ZM158 207V206H157ZM64 208V209H65ZM132 208V207H131ZM30 209V208H29ZM28 209V210H29ZM36 209L38 210L39 208H37V206L34 208V212L36 211ZM47 209V208H46ZM50 209H52V208H50ZM76 209V210H75ZM126 209H128V212L129 213H127V210ZM158 209V208H157ZM25 210V209H24ZM31 210V209H30ZM33 210V209H32ZM69 210V209H68ZM75 210V211H74ZM139 210V209H138ZM137 210V211H138ZM143 210V209H142ZM142 210H141V212H142ZM16 211V210H15ZM25 211H27V210H25ZM136 211V212H137ZM140 211V210H139ZM51 212H53V211H51ZM50 212V213H51ZM146 211H144V212H142V213H144V214H147V213H145ZM156 212V211H155ZM179 212V211H178ZM14 213V212H13ZM31 213V212H30ZM36 213V212H35ZM70 213V212H69ZM127 213V214H126ZM132 213V212H131ZM134 213V214H133ZM133 213H132V218L135 216H137V217H139V215H137L136 213H135V211H133ZM157 213V212H156ZM158 213H159V211H158ZM17 214V213H16ZM25 214V213H24ZM155 214V213H154ZM185 214V213H184ZM28 215V214H27ZM30 215V214H29ZM33 215V214H32ZM49 215H51V214H49ZM56 215V214H55ZM178 215H179V213H178ZM8 216V215H7ZM53 216V215H52ZM57 216V215H56ZM55 216V217H56ZM61 216V215H60ZM121 216L123 217V218H121ZM125 216V217H126ZM142 215H140V217H141ZM148 216V215H147ZM181 217H182V215H180ZM17 217V216H16ZM23 217V216H22ZM144 217V216H143ZM1 218V217H0ZM25 218V217H24ZM57 218V217H56ZM61 218V217H60ZM59 218V219H60ZM131 218V219H132ZM147 218V217H146ZM33 219V218H32ZM126 219V218H125ZM139 219V218H138ZM140 219H142V218H140ZM154 220V222H155V218H153ZM157 219H159L158 217H157ZM7 219H5V221H6ZM13 220V219H12ZM12 220L11 221H9V222H12ZM24 220V219H23ZM58 220V219H57ZM57 220H56V223H57ZM118 220V222L120 223V221ZM127 220V221H128ZM133 220H135V219H133ZM137 220V219H136ZM145 220V219H144ZM14 221V220H13ZM16 221H17V218H16ZM132 221V220H131ZM138 221V220H137ZM143 221V220H142ZM142 221H141V223H142ZM201 221V220H200ZM19 222H20V220H19ZM23 222V221H22ZM29 222V221H28ZM31 222V221H30ZM33 222V221H32ZM42 222V221H41ZM196 222V221H195ZM201 222H204V221H201ZM200 222V223H201ZM5 223V222H4ZM8 223V222H7ZM13 223V222H12ZM26 222H24V224H25ZM122 224H123V222H121ZM140 223V222H139ZM21 224V223H20ZM113 224V225H114ZM130 224V223H129ZM132 224H133V222H132ZM152 224H155V223H152ZM156 224H157V222H156ZM155 224V225H156ZM206 224V223H205ZM204 223H202V225H205ZM126 225H128L127 223H126ZM133 225H135V222H134V224ZM143 225H147V224H143ZM149 225V224H148ZM183 225V224H182ZM198 225H199V223H198ZM201 225V226H202ZM207 225V224H206ZM108 226H110V229H109V227ZM119 226V225H118ZM131 226V225H130ZM137 228H139L138 226H137V222H136V225H135ZM200 226V225H199ZM198 226V227H199ZM212 226H214V225H212ZM212 226H210V227H212ZM222 226V225H221ZM21 227V228H22ZM89 227V228H88ZM91 227V228H90ZM92 227H94L95 228V232L92 230V232H91V230L90 229H93ZM113 227H115V225L113 226ZM132 227V226H131ZM147 227V226H146ZM204 227V226H203ZM209 227V226H208ZM216 227V226H215ZM85 228V229H84ZM108 228V230H105V229H107ZM135 229V231H137L138 229ZM200 228H202V227H200ZM199 228V229H200ZM207 228V227H206ZM83 229L85 230V231H83ZM88 231H87V230ZM115 229H117V228H115ZM133 229V228H132ZM147 229V228H146ZM205 229V228H204ZM207 229H209V228H207ZM253 229V228H252ZM105 230V231H104ZM209 230H212V229H209ZM80 231H82V232H80ZM142 231V230H141ZM214 231V230H213ZM21 232H22V230H21ZM41 232L43 233V234H41ZM85 232H87L86 234L87 235H85ZM89 232H91V234L89 233ZM105 232V233H104ZM146 232V231H145ZM207 232V231H206ZM219 233H225L226 232V229H225V231H218ZM230 232V231H229ZM17 233H19L18 235H17ZM26 233V232H25ZM25 233H21V234H25ZM40 233V234H39ZM82 233H83V235L84 236H81L82 235ZM88 233H89V235H88ZM132 233H133V231H132ZM137 233H142V235L144 234L143 233V231L142 232H140V230H139V232L137 231ZM209 233V231L207 232V234ZM223 233V234H224ZM27 234V233H26ZM79 234H81V235H79ZM93 234V235H92ZM95 234V235H94ZM103 234H104V236H103ZM146 234V233H145ZM220 234V235H221ZM90 235H92V236H90ZM113 234H111V236H112ZM200 235H201V233H200ZM204 235V234H203ZM206 235V234H205ZM205 235L203 236L204 238H205ZM16 236V237H15ZM87 236V237H86ZM90 238H89V237ZM137 236H139V235H137ZM141 236V235H140ZM139 236V237H140ZM145 235H143V237H144ZM222 236V235H221ZM18 237V238H17ZM31 237H29V238H31ZM89 238V239H86V238ZM107 237V238H106ZM136 238V237H135ZM228 238V237H227ZM21 239H23V240H21ZM26 239V240H25ZM62 239V240H61ZM246 240V239H245ZM27 241V242H26ZM113 245V244H112ZM5 247V249H3L4 247ZM8 247V248H7ZM11 249V250H8V249ZM110 251V250H109ZM114 251H112V252H110V253H113ZM17 253V254H16ZM15 254H16V256H15ZM4 255V254H3ZM2 255V256H3ZM7 255H9L8 253H7ZM22 255V256H23ZM109 255H111V254H109ZM11 256V255H10ZM21 256V257H22ZM24 256V257H25ZM18 257L20 258V256L18 255ZM73 257V258H74ZM1 258V257H0ZM8 258V257H7ZM6 258V260H9V259H7ZM17 258V257H16ZM5 258H3V260L1 261L2 262V264H4L3 262L5 261L4 260ZM22 259H24V258H22ZM27 258L25 257V260H26ZM32 259V260H33ZM24 260V261H25ZM27 261V260H26ZM27 261V262H28ZM6 262V261H5ZM9 262V261H8ZM69 262V263H68ZM126 262V261H125ZM129 262V260L126 262V263H128ZM132 262H134V261H132ZM116 263L117 264H119V262L116 260ZM115 263V264H116ZM122 263V262H121ZM135 263V262H134ZM31 264V263H30ZM72 264V263H71ZM123 264H125V263H123ZM156 264H159V260L156 262ZM169 264H171L170 262H169Z\"/></svg>","mask_w":264,"mask_h":264}]
</instances>
